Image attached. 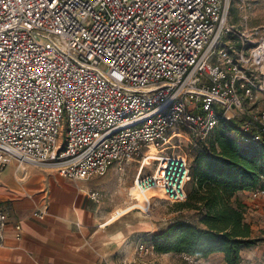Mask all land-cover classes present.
Here are the masks:
<instances>
[{
	"label": "built area",
	"instance_id": "built-area-1",
	"mask_svg": "<svg viewBox=\"0 0 264 264\" xmlns=\"http://www.w3.org/2000/svg\"><path fill=\"white\" fill-rule=\"evenodd\" d=\"M229 9V0H0V172L15 162L85 180L137 160L138 195L158 188L185 201L189 162L165 153L179 128L203 140L225 120L244 142L264 138V35L232 30ZM229 32L239 48L225 43ZM151 146L160 156L143 174ZM129 195L149 212L150 201ZM8 224L0 205V245ZM12 227L19 240L21 224ZM153 248L137 245L140 257Z\"/></svg>",
	"mask_w": 264,
	"mask_h": 264
},
{
	"label": "crops",
	"instance_id": "crops-1",
	"mask_svg": "<svg viewBox=\"0 0 264 264\" xmlns=\"http://www.w3.org/2000/svg\"><path fill=\"white\" fill-rule=\"evenodd\" d=\"M134 175L131 167L119 171L113 165L92 183L93 177L72 180L51 169L9 164L0 172V205L9 214L0 264H180L182 260L202 264L212 256L223 257L222 253L196 258L155 250L140 257L137 245L141 241L152 245V234L165 227L160 228L157 218L122 209L128 204V183ZM123 177L126 183L121 186ZM92 191L99 193L97 200L90 197ZM248 194L249 190H242L235 196L250 206L247 211L252 218L246 221L255 236V221L264 222V210L255 209L254 201L245 198ZM37 211L43 216H35ZM13 222L22 226L19 240L14 237Z\"/></svg>",
	"mask_w": 264,
	"mask_h": 264
},
{
	"label": "trees",
	"instance_id": "trees-1",
	"mask_svg": "<svg viewBox=\"0 0 264 264\" xmlns=\"http://www.w3.org/2000/svg\"><path fill=\"white\" fill-rule=\"evenodd\" d=\"M243 136L236 123L221 120L199 141L190 165L191 188L186 187L185 201L175 202L194 213L152 234L155 251L196 258L222 253L225 264H242L241 251L264 240L252 235L245 206L232 202L238 191L264 188V138L244 142Z\"/></svg>",
	"mask_w": 264,
	"mask_h": 264
},
{
	"label": "rangeland",
	"instance_id": "rangeland-1",
	"mask_svg": "<svg viewBox=\"0 0 264 264\" xmlns=\"http://www.w3.org/2000/svg\"><path fill=\"white\" fill-rule=\"evenodd\" d=\"M230 7L233 9L231 11V8L229 9V14L227 18V25L234 31H244L248 35H251V32L253 30L258 31V35H254V37H250L251 40L255 41L259 38V36L264 35V0H229ZM225 43L228 45L239 48L237 39L229 32L226 35H224ZM251 45V44H250ZM177 132L180 133L179 136L173 137L170 141L171 144L169 148L165 150L166 154H176L181 155L187 158L189 165H191V162L193 160V157L196 153V151L199 149V141L201 139H197L191 130L187 127H181L177 130ZM155 161H152L149 165H145L142 169V173H151L155 167ZM138 161H132L126 165L125 168L132 169V172L137 171L138 168ZM134 178V177H133ZM91 179V178H89ZM98 178L93 177L90 182L97 183ZM125 177L122 179V185L126 182ZM129 187L127 189V201L128 204H125V206L122 209L125 208H131V205H133L135 202L134 199L129 195L131 192L133 195H136L139 198L138 204L140 203L141 206L145 207V204L141 202L140 194H137V191L132 190L133 186V180L132 183H128ZM127 185V184H126ZM125 185V186H126ZM187 188H191V183L189 182L187 185ZM242 191V190H241ZM160 195V193H156ZM237 194V193H236ZM235 194V195H236ZM234 195V196H235ZM233 196V197H234ZM232 197V202L235 203L236 197ZM245 198H250L254 201L255 209L261 208L264 210V197L259 198H253L251 197V190H249V194ZM150 201V210L147 215L157 218L162 223V226L160 228L167 227L171 222H173L176 219H191L194 211L187 210V209H179L175 204L172 202H168L167 200L160 198L159 196H151L149 198ZM145 203L147 204L146 200ZM243 204V203H242ZM245 206V204H243ZM250 206L244 207V216L246 219H251L252 216H250L249 212L247 211V208ZM134 211H138L136 208H131ZM142 213V212H140ZM143 215H146L145 213H142ZM261 221V219H259ZM259 220H256L255 222L257 225L255 226V236L261 237L264 239V222L261 221V223H258ZM249 223V222H248ZM155 250V249H153ZM186 255V254H185ZM242 255V264H264V240H261L257 242L255 245H252L248 248H244L241 252ZM177 259H174L172 261L176 262ZM182 260V259H181ZM204 263L202 264H225L223 261L222 256H212L210 259L202 260ZM180 264H196L194 261L189 262L188 260H182L179 261ZM249 262V263H248Z\"/></svg>",
	"mask_w": 264,
	"mask_h": 264
},
{
	"label": "bare ground",
	"instance_id": "bare-ground-1",
	"mask_svg": "<svg viewBox=\"0 0 264 264\" xmlns=\"http://www.w3.org/2000/svg\"><path fill=\"white\" fill-rule=\"evenodd\" d=\"M146 154L149 155L148 157H150V161H149V159H146L144 161V162H146V164H150L152 162L153 158L155 159V158H158L160 156V154L157 153V149L153 146L150 147L148 153H146ZM132 190H134V188H132ZM156 193H160V195H158ZM151 196H159L160 198L165 199V195H164L163 191L158 189V188H154V189L146 192L144 195L140 196L141 202L143 201L142 203L146 205L145 200H146V202H148L149 198ZM119 213H120V211L118 210V214ZM115 214H117V213H115Z\"/></svg>",
	"mask_w": 264,
	"mask_h": 264
}]
</instances>
